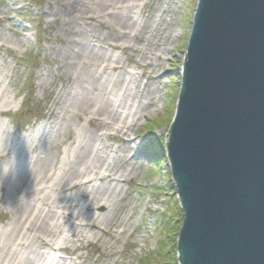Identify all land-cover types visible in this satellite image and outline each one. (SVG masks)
Returning <instances> with one entry per match:
<instances>
[{
    "label": "rangeland",
    "instance_id": "1",
    "mask_svg": "<svg viewBox=\"0 0 264 264\" xmlns=\"http://www.w3.org/2000/svg\"><path fill=\"white\" fill-rule=\"evenodd\" d=\"M197 3L126 0L104 13L91 4L73 17V0H0V264H178L177 249L175 259L162 255L180 204L165 144L153 145L159 159L145 152L173 120ZM121 16L135 28L120 30ZM79 47L91 54L80 64ZM79 144L89 146L97 167L49 190ZM44 156L46 164L38 162ZM44 166L52 169L47 180ZM27 167L34 172L15 189V175ZM106 168L114 180L67 190ZM37 189L43 192L34 201L20 204ZM97 189L105 195L85 211L90 202L82 194ZM60 195L65 213L51 205ZM46 197L48 205L38 199ZM49 209L47 230L30 232L20 221L26 210L45 216ZM14 227L18 237L9 234Z\"/></svg>",
    "mask_w": 264,
    "mask_h": 264
},
{
    "label": "water",
    "instance_id": "2",
    "mask_svg": "<svg viewBox=\"0 0 264 264\" xmlns=\"http://www.w3.org/2000/svg\"><path fill=\"white\" fill-rule=\"evenodd\" d=\"M171 134L179 264H264V0H198Z\"/></svg>",
    "mask_w": 264,
    "mask_h": 264
},
{
    "label": "bare ground",
    "instance_id": "3",
    "mask_svg": "<svg viewBox=\"0 0 264 264\" xmlns=\"http://www.w3.org/2000/svg\"><path fill=\"white\" fill-rule=\"evenodd\" d=\"M125 1L126 0H73V5H72L73 6L72 7V12L73 13L71 15L73 17L76 16L77 15L76 13L82 12L81 10L84 11V9L85 8H89V6L91 4L94 5V9L97 10V13H99V12L100 13H104L106 9L108 10L110 8H116L118 2L121 3V2H125ZM112 6H114V7H112ZM126 6H128V5H126ZM85 10H88V9H85ZM89 11H90V9H89ZM122 14H124V11L121 12V15ZM118 16H120V15H118ZM121 18H122L121 19V22H119V20H118V23H117V26H119L120 30H122L124 32L125 30H130L132 28L133 29L135 28V26L133 24H131V22H130L129 19H125L122 16H121ZM78 49H79V51L76 54V56L78 57V61L77 62H78V64H80L81 62L84 63L88 59L87 55H91V54H87L85 52V47H83V48L82 47H79ZM184 62H185V58H184L183 63ZM174 115H175V112H174ZM173 118H174V116H173ZM111 120H114V117ZM103 124H107V122H104ZM172 126H173V120H172ZM171 130H172V127H169L168 133L166 134L164 140L162 138H160V139H162L163 140L162 142H164L163 144H165V151H166V154L165 155H166V157H167V159L169 161L170 167H171V178H172V181H173V183H175L174 180H173V176H172V164H171L170 159H169V151H168V143H167V137L171 134ZM2 135H3V133L1 132L0 133V141H1ZM75 141L76 140H74L72 142V144ZM81 141H83V140H81ZM162 142H159V140H158V143H157V141L155 142L154 139H152V143H153L152 146H150L147 149V151L145 152L149 158L150 157L155 158L154 157L155 155H153V152H157V150H155L153 148V145H157V147H159V145H161ZM78 143H80V142H78ZM77 149L79 151H77ZM80 151H83V152H80ZM88 152H89V146L88 145L83 147V146H81V144H79V145L75 146L73 149H71V151L66 154L67 155V158L65 159L66 163L65 164H62L63 167H61L58 170V166H57L56 174H57L58 171H60V172L57 175V177L55 178L53 186H51L49 190L54 191V190L57 189V187L62 186V183H63L64 178L67 179L68 182H70L73 178H77L78 176L84 174V172L87 171V170H91V169H94L95 170V168L97 167V157H93V155L87 157V155H88L87 153ZM158 154L161 155V152L159 151ZM158 154H156V156ZM45 160L46 159H45V156H44L43 158H41V161H38V162H43L44 164H46ZM80 161L82 162V165L83 166L82 167H77V164ZM28 168L29 167H27V169L22 170L17 175H15L14 180L11 183V185L15 189L17 187L21 186V184L23 182H26L27 181V178H29V175L34 172V171L29 172ZM50 170H52V169H50V167H46V166L43 167V169L41 171V175L44 176V179L45 180L48 179L47 176H48ZM91 172H93V170ZM51 180H52V178H51ZM94 180L96 182L114 180V176H113L112 171L109 170L108 168H106L105 171L101 175H98L97 176V178H94L92 176H89L87 178L86 182H84V183L78 182V183L67 184V190L68 191H71L73 189H79V190L83 189L84 192H85L88 189V186L87 185L91 184ZM3 181H4V178H3L2 173H1L0 174V184ZM99 190L100 191H98V189H97V191H95V192H90V193L88 192L86 194H82V197L85 198V199H87V202H90L89 204L86 205L85 211H90V212L93 211L94 208L91 205L92 201L98 202L100 200L98 198H102L103 195H105V192H103V190H101V189H99ZM41 192H43L42 189H37L34 193L33 192L26 191L25 192V196L23 197V201H21L20 204L23 205V206H25L26 204H28L29 201L30 202L34 201L33 198H37V196ZM47 198L48 197L43 198V199H41V198H38V199L43 200V203H46L47 202V205H48L49 198L48 199ZM61 200H64L65 201L66 198H63L60 195V199L55 198V200L51 203V205H53L55 208H57L58 210H61L63 213H65L66 212V209H65V207L62 206ZM66 203H68V202L66 201ZM179 205H180V208L182 209L181 202H180ZM106 207H108V204L106 205ZM52 214H53V212L51 211V209H49V212L45 216H39L38 214L37 215H33L31 212H27V210H26L25 213H24V216L20 219V221H23L22 224H24V226L26 225V223L29 222L28 223L29 224L28 230L30 232L33 231L34 228H36V227H38L39 230H44V229L47 230L48 228L53 227L52 223L50 221H48V218ZM107 214H108V211H107ZM65 215H67V214H65ZM75 218H78V216H76ZM91 219H93V217H91L90 220ZM94 222H95V224L92 227L93 228L94 227H98V224L99 223H97L96 220H94ZM82 225H84V224H82ZM58 227L59 226H57L56 228H58ZM181 227H182V223L180 225L179 234H180V231H181ZM19 233L20 232L17 231V228L16 227L12 228L11 231L9 232V234L11 236H16V237H18L20 235ZM71 234L73 235L74 232L71 233ZM48 235H51V234H48ZM178 238H179V236H178ZM51 242L52 241H46V240H43V239L41 241V243H42L43 246L52 245L51 248H49L48 251H50L51 249H55L54 248L55 246ZM177 242H178V239H177ZM19 246H24V244L23 243H19ZM58 249L59 250H63L62 247H58ZM177 258H178V256H177ZM16 259H17V257H16ZM37 261L38 260H35V259H32V258H27L25 260L18 261V264H36ZM178 264H179V260H178Z\"/></svg>",
    "mask_w": 264,
    "mask_h": 264
},
{
    "label": "trees",
    "instance_id": "4",
    "mask_svg": "<svg viewBox=\"0 0 264 264\" xmlns=\"http://www.w3.org/2000/svg\"><path fill=\"white\" fill-rule=\"evenodd\" d=\"M35 59H36V57H35ZM25 106V105H24ZM29 107V106H28ZM24 108V107H23ZM23 108H22V110H23ZM22 110H21V112H22ZM159 126V121H158V123L157 122H154V124L152 125V127L153 128H155V127H158ZM169 127H172V121H171V123H170V125H169ZM153 128H151V129H153ZM153 131V130H152ZM152 138V137H151ZM152 139H154V141L156 142L157 141V143H158V140H159V142H162V139H160V138H152ZM160 151V150H159ZM153 155H155V158H157V159H159V157L161 156L160 154H158L157 156H156V152H153ZM176 215H177V217H178V221H177V224H178V227L176 228V227H174V229H175V235L174 236H172V242L170 243V244H172V245H170V250L169 251H167V253H163L162 255L163 256H167V257H169L170 259H175L176 258V251H175V249H177V239H178V236H179V229H180V225H181V223H182V220H183V212H182V209L180 208V205H179V209H178V211L176 212ZM172 248H174V250H172ZM176 261V260H175ZM177 262H178V259H177ZM166 264H174V263H166Z\"/></svg>",
    "mask_w": 264,
    "mask_h": 264
}]
</instances>
